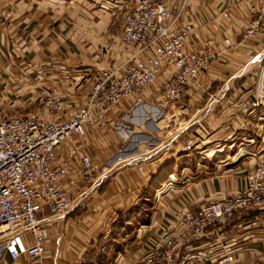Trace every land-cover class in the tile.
I'll use <instances>...</instances> for the list:
<instances>
[{
    "label": "crops",
    "instance_id": "1",
    "mask_svg": "<svg viewBox=\"0 0 264 264\" xmlns=\"http://www.w3.org/2000/svg\"><path fill=\"white\" fill-rule=\"evenodd\" d=\"M166 2L174 8L184 3L182 19L195 27L189 44L223 35L236 44L201 73L199 87L154 123L149 121L150 132L143 133L141 128L135 133L128 128L127 137L115 135L117 126L128 121L122 112L124 104L108 113L103 127L87 131L80 143L93 156L96 172L102 165L110 172L101 174L94 187L87 183L74 194L73 208L49 223L51 236L42 264L81 263L97 237L107 235L119 213L138 204L152 175L161 171L166 177L151 197L149 223L135 226L125 236L111 262L140 264L178 214L236 192L256 165L253 153L264 154V100L248 114L240 109L252 96L253 75L264 57V34L256 40L239 41L250 16L249 3ZM124 5V0H0V103L11 104V113L26 112L30 99L50 89L68 94V109L79 103L98 71L117 56ZM227 10L230 23L221 16ZM167 116L168 126L163 129L160 122ZM137 118L135 122H142V117ZM107 130H112L115 145L113 156L105 158L110 153L105 143L92 145V141L101 139ZM188 138H193L191 150L184 147ZM124 142L138 143L134 158L161 154L126 170L117 168L119 157L126 156H119ZM191 254V264H220L225 255L232 256L229 264H264V206L239 215L218 240L200 241ZM0 264L33 262L28 257L13 261L0 253Z\"/></svg>",
    "mask_w": 264,
    "mask_h": 264
},
{
    "label": "built area",
    "instance_id": "2",
    "mask_svg": "<svg viewBox=\"0 0 264 264\" xmlns=\"http://www.w3.org/2000/svg\"><path fill=\"white\" fill-rule=\"evenodd\" d=\"M124 1L117 56L98 71L79 103L68 109L66 92L41 91L28 112L14 111L0 121V248L13 261L28 257L42 264L49 223L73 208L74 194L87 183L94 187L101 174L110 172L103 165L96 175L93 156L80 143L89 129L101 128L108 113L121 104L170 111L200 86L201 73L236 44L228 35L189 44L195 27L182 19L184 3L174 8L166 0ZM245 1L250 16L240 42L264 34V0ZM221 16L232 21L228 10ZM256 70L252 96L240 105L247 114L264 100V57ZM184 147L191 150L193 138ZM253 154L256 165L242 187L178 214L140 264H190L191 249L202 239L218 240L239 215L264 206V154ZM231 261L232 256L225 255L219 263Z\"/></svg>",
    "mask_w": 264,
    "mask_h": 264
},
{
    "label": "trees",
    "instance_id": "3",
    "mask_svg": "<svg viewBox=\"0 0 264 264\" xmlns=\"http://www.w3.org/2000/svg\"><path fill=\"white\" fill-rule=\"evenodd\" d=\"M165 177V173L161 171L152 175L143 190V196L138 204L130 207L124 213L118 214L116 219L112 221L107 235H99L97 237V242L79 264H111L116 252L121 248L120 244L125 236L135 226L149 223L150 207L152 206L151 197Z\"/></svg>",
    "mask_w": 264,
    "mask_h": 264
},
{
    "label": "rangeland",
    "instance_id": "4",
    "mask_svg": "<svg viewBox=\"0 0 264 264\" xmlns=\"http://www.w3.org/2000/svg\"><path fill=\"white\" fill-rule=\"evenodd\" d=\"M257 71V70H256ZM255 75H258V73H256L255 72V74L253 75L254 76V86H255V84H256V77L257 76H255ZM32 99H34V97L32 98ZM30 101V102H29ZM28 102V107H31V105H32V100L30 99ZM11 104H6V103H0V121L6 116V115H10L11 114V112L9 111V109H11ZM7 109V110H6ZM8 111V112H7ZM9 112H10V114H9ZM26 112H28V110L26 111ZM122 112H124V113H127V122L125 123V125L123 126V125H119V126H117L118 128H117V132H116V134L115 135H118L117 133H121V135L125 138V137H127V135H129V133H128V128L132 131L133 130V132H140V129L141 128H143V130H142V132L143 133H148V132H150V127H149V125H148V123H149V121H152L153 123L155 122V120L158 118V117H160V116H162V114L161 113H164V111L163 110H161V109H159V108H156V107H154V106H144V105H141V106H138V107H135V108H127V107H124L123 109H122ZM137 117H142V122H140V121H137V122H135V120H136V118ZM135 118V119H134ZM137 120H138V118H137ZM140 124L142 125L143 124V126L144 127H141L140 126ZM105 125V124H104ZM103 125V126H104ZM102 126V127H103ZM114 129H116V128H114ZM100 138L101 139H96V138H94V140L92 141V145H96V144H98V142H103V143H105V148H106V150L107 151H109L110 153H108V154H106V155H103L105 158H108L109 156L110 157H112L113 156V145H115V144H113L112 143V130H107L106 132H103L102 131V134L100 135ZM130 139V138H129ZM158 139H160V138H158ZM126 141V140H125ZM128 141H133V140H128ZM132 142H128V143H126V142H124L123 143V145H122V149H121V153H119V156H121V154L122 155H126V156H124V157H119V158H122V160H119V164L116 166L117 168H124L125 170L126 169H128V168H131V166H134V165H137V164H140V163H147V162H149V161H151V160H154L155 158H158L159 156H160V154L161 153H159V152H155L156 154H154V155H152V157H149V156H143V155H141V156H137V157H135L134 158V156H133V151H134V149L137 147V144L138 143H136V144H131ZM151 144V143H150ZM86 145H88V142L86 143ZM92 145H90L89 147H91V148H97V147H95V146H92ZM121 147V146H120ZM94 149V150H95ZM102 149H103V151H104V148H103V146H102ZM91 150V149H90ZM93 151V150H92ZM91 152V151H90ZM106 153V152H105ZM129 154V155H128ZM107 155H108V157H107ZM112 155V156H111ZM156 155V156H155ZM103 166V165H102ZM164 167V166H163ZM162 167V168H163ZM101 168V167H100ZM161 168V169H162ZM99 172H100V169H99V171H97L96 172V175H98L99 174ZM77 194V193H76ZM151 209V208H150ZM255 209V207L254 208H251V209H249V210H247V211H250V210H254ZM76 210V209H75ZM246 211V212H247ZM245 212V213H246ZM245 213H243L244 215H245ZM242 214V215H243ZM235 220V219H234ZM233 220V221H234ZM202 240H205V239H202ZM201 240V241H202ZM0 253H2V251H1V248H0ZM2 254H4V253H2ZM191 261V260H190ZM191 264V263H190Z\"/></svg>",
    "mask_w": 264,
    "mask_h": 264
},
{
    "label": "bare ground",
    "instance_id": "5",
    "mask_svg": "<svg viewBox=\"0 0 264 264\" xmlns=\"http://www.w3.org/2000/svg\"><path fill=\"white\" fill-rule=\"evenodd\" d=\"M169 116L161 119V122H160V127L165 129L167 126H168V122H169Z\"/></svg>",
    "mask_w": 264,
    "mask_h": 264
}]
</instances>
